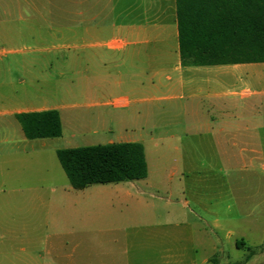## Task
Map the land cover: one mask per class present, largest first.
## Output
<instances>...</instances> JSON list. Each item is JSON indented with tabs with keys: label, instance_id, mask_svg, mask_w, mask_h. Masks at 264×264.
<instances>
[{
	"label": "rangeland",
	"instance_id": "rangeland-1",
	"mask_svg": "<svg viewBox=\"0 0 264 264\" xmlns=\"http://www.w3.org/2000/svg\"><path fill=\"white\" fill-rule=\"evenodd\" d=\"M2 53L0 112L59 107L65 127L60 138L28 140L0 114V264H24L30 246L83 239L116 245L133 264H264V158L232 155L226 139L230 154L206 153L216 140L194 132L160 139L162 128L194 126L169 123L181 118L174 103L90 107L82 0H0ZM128 140L145 148L146 179L72 188L58 150ZM240 238L251 247L237 248Z\"/></svg>",
	"mask_w": 264,
	"mask_h": 264
},
{
	"label": "crops",
	"instance_id": "crops-1",
	"mask_svg": "<svg viewBox=\"0 0 264 264\" xmlns=\"http://www.w3.org/2000/svg\"><path fill=\"white\" fill-rule=\"evenodd\" d=\"M82 28L83 88L90 107L174 103L181 118L169 123L194 126L162 128L160 139L194 132L198 138L216 140L206 153L225 155L231 151L232 155L248 156L251 162L264 158V63L183 67L177 0H82ZM244 75L254 80V87L241 83L238 77ZM107 95L110 98L105 101ZM21 108L0 112L14 120L8 122L9 133L16 128L15 115L21 112L58 110L65 127L59 107ZM224 139L228 144L232 141L230 151L224 147ZM128 142L138 141L122 143ZM243 244L251 247L244 238L236 239L237 248ZM22 251L27 253L24 264H133L123 261L120 247L94 244L89 239L35 245ZM205 263L209 264V259Z\"/></svg>",
	"mask_w": 264,
	"mask_h": 264
},
{
	"label": "trees",
	"instance_id": "trees-1",
	"mask_svg": "<svg viewBox=\"0 0 264 264\" xmlns=\"http://www.w3.org/2000/svg\"><path fill=\"white\" fill-rule=\"evenodd\" d=\"M177 3L183 67L264 63V0H177ZM15 117L28 140L63 135L58 110L21 112ZM57 157L76 190L148 177L145 148L139 142L61 149Z\"/></svg>",
	"mask_w": 264,
	"mask_h": 264
}]
</instances>
